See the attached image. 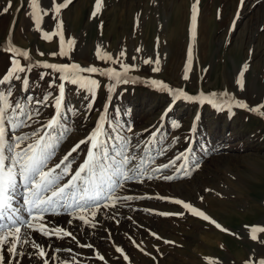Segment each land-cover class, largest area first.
Masks as SVG:
<instances>
[{"label": "rangeland", "instance_id": "1", "mask_svg": "<svg viewBox=\"0 0 264 264\" xmlns=\"http://www.w3.org/2000/svg\"><path fill=\"white\" fill-rule=\"evenodd\" d=\"M194 3L197 21L193 28ZM7 4L8 0H0V8ZM94 4L95 0H71L57 14L52 0H40L37 14L42 15L40 9H45L48 15H42L39 30L29 15L32 11L29 0H12L9 12L0 14V80L11 67L14 53L8 51L10 45L29 52L27 60L15 57L26 68L25 72L16 74L21 79L0 84V92L10 91L9 101L19 102L33 117L28 120L17 110V119L30 126L12 129L6 124V143L14 142L17 135L30 136L56 114L55 98L63 82L65 90L58 124L49 138L55 155L48 167L88 137L104 115L101 139L107 141L108 156L99 165L93 187L103 184L106 192L109 177L127 153L136 157L131 166L148 171L140 179L125 181L115 189V195L144 198L121 199L115 207H104L101 197L97 198L101 204L99 210L89 200L85 212L76 207L63 209L61 205V211L48 210L41 221L46 230L61 227L75 239L63 234L62 238L45 236L24 226L17 245L23 255L10 259L5 245L2 252L7 264H43L44 259L48 264L65 261L70 264H245L264 258V232L255 233V240L251 238L253 227H264V115L238 107L228 96L244 101L251 108L264 105V0H243V3L241 0H103L100 11L93 17ZM177 8L183 12V18L179 33L173 38L169 35L172 29L165 27ZM58 21L63 22V48L68 56L49 55L59 52V35L51 40L43 38L45 31H61L56 27ZM149 26L156 32L149 31ZM69 39L74 44L69 45ZM98 47L100 55L111 53L122 63L134 64L136 67L128 76L139 77L140 81L115 84L99 73H80V77L98 81L93 100L92 93L72 84L71 78L64 81L62 73L37 64V61L77 63L82 67L120 70L119 64L97 57ZM121 51L125 56H119ZM147 58L153 63L159 59V63H152L160 69L158 72L144 69ZM245 64L248 67L241 78L239 73ZM186 66L187 80L183 78ZM24 78L28 80L26 87ZM151 79L182 88L190 95L200 92L227 95L209 97L212 103L174 101L167 91L142 82ZM238 79H242L243 87L237 83ZM113 84L115 87L110 91ZM37 100L42 103L37 104ZM260 111L264 112V107ZM89 147L90 144H82L72 153L69 162L73 171L86 159ZM181 153L184 157L175 164L160 167ZM100 169L107 171L101 174ZM149 175L153 178L149 179ZM164 176L174 178L165 180ZM68 178L65 176L64 181ZM16 184L20 186L22 203L26 187L19 175ZM82 187L84 184L71 190L77 192L78 199ZM176 199L200 208L222 227L218 229L192 215L174 203ZM161 212L183 215H159ZM80 215H85L89 223L80 220ZM152 232L160 238L152 236ZM32 243L41 245L46 257H39ZM85 244L92 247L81 246ZM117 247L128 255L127 261L116 251ZM206 257L212 258L211 261Z\"/></svg>", "mask_w": 264, "mask_h": 264}, {"label": "snow or ice", "instance_id": "2", "mask_svg": "<svg viewBox=\"0 0 264 264\" xmlns=\"http://www.w3.org/2000/svg\"><path fill=\"white\" fill-rule=\"evenodd\" d=\"M40 0H29V7L32 8V11L29 13L31 18L35 22V26L37 30L41 27L42 15H48V11L45 9H40L42 15L37 14V9L39 8ZM71 0H63L62 3H56V0H52V3L55 7V12L59 14L60 10L65 8ZM103 0H95L94 11L92 12V16L95 17L97 13L100 11ZM198 2V0H197ZM243 3V0H241ZM12 7V0H8V4L0 8V14H6L9 12ZM55 19V17H53ZM192 25L193 28L196 25L197 21V6L194 3L192 6ZM62 21H58L56 27L60 28L61 31L57 33L53 32H43V38L45 40H51L52 37L59 35L61 47L59 52L53 51L49 53V55L55 57L59 56H68L69 53L64 51V36L62 32ZM69 45L74 44V40H68ZM8 51L14 53L13 58L11 59V67L8 73L0 80V84H3L11 79H21L17 73H23L26 71L25 67L20 66V60L16 59V56L22 57L24 59H29V52L21 50L18 47L11 46ZM137 52L140 49L136 50ZM41 56L44 53H40ZM97 57L101 60L112 61L113 63H117L120 65V70L114 67L107 68H98L96 66H85L82 67L77 63H48L46 61L40 62L37 61V64H43L44 67L48 69H54L60 73H62L61 79L66 81L69 80L72 84H78L80 88L86 89L88 92L92 93V99H95V88L98 87V81L95 79L80 77V73H99L100 75L107 76L109 79L114 80L115 84H127V83H135L140 81L139 77H128V73L130 70L135 69V65H129L126 63H122L119 57H113L111 53L105 52L104 55H100V49L97 48ZM120 57L125 56V52L121 51L119 54ZM132 59H135L133 57ZM192 59V48L189 45L188 49V61L191 62ZM145 64L153 63L151 58L144 60ZM155 63H159V59L155 61ZM247 64L243 65L239 76L242 78L244 76V71L247 69ZM160 69L157 67H153V72H158ZM188 67L185 68L184 79L187 80L188 77ZM143 83H147L150 86H153L161 91H167L173 96L174 101L179 99H184L187 101H200L204 102V100H208L209 103H212V100H209V97H217L218 95H227V93H208L205 94L203 92L198 93L197 95H190L185 92L182 88H173L169 84L157 80H144ZM54 83V82H53ZM237 83L243 87L242 79H238ZM115 84L110 86V91L114 89ZM23 85L26 87L28 85L27 78H24ZM51 86V85H50ZM65 84L62 82L59 85V95L55 98V105L57 112L54 114L46 124H40L39 128L32 131L31 135H17L14 138V142L6 143V124L10 125L12 129H17L21 126H30L27 125L25 121L18 120V112L20 110L21 113L27 116L28 120H31L32 114L26 112L20 105L19 102H10L9 97L11 96V92L8 91L0 92V264H7L5 261V257L3 255L2 249L5 245H7V252L10 254V259L15 260L16 257L22 256L23 253L18 250L17 245L21 242V231L22 226H26L28 229H32L34 231H39L42 235L51 236L56 235L59 238L63 236L75 237L71 232L66 231L64 228L56 227L51 230H46V225L41 223L44 220V213L47 212L51 208H55L58 204L61 206H66L68 208H72L74 205L76 209L81 212L87 211L88 201L92 200V207L96 210H99L101 204L98 202L97 198H101L105 201L104 207H115L116 202L123 199L127 201H131L133 199H142L144 197H134V196H126L120 197L115 195V189L123 186V183L127 180L132 179H140L147 173V169L141 170L138 167L131 166L135 161L136 157H133L127 153L122 155L120 167L116 168L112 173V176L109 177V184L107 187V191H104L103 184H96L93 187L94 180L96 178V172L99 168V165L104 163V160L107 158L108 153L106 151L107 141L102 140L101 137L104 135L103 122L105 120V116L101 115L99 121L97 123L96 129L84 140H80L74 147L66 153L59 162L52 165V167H48L49 160L52 156L55 155L53 144L50 141V137L52 134V130L58 124V115L59 109L61 108V103L64 97ZM48 99L47 96L44 97L46 101ZM37 104L42 103V101L37 100ZM236 105L240 108H246L253 112H259L261 115H264V112H261V107L264 105H260L257 107L249 108V106L244 101H235ZM91 103L88 105L91 108ZM216 107H220L219 105H215ZM106 110V109H105ZM178 126V125H177ZM130 130V129H129ZM26 141H30L25 144ZM82 144H90V147L87 151L86 159L79 165V167L73 171L71 168V164L69 162V158L73 152H76L77 149ZM7 153H11V155H7ZM184 157V153L178 155L174 160L169 161L168 164L161 165V168H168L171 165L175 164L177 160H180ZM10 161V163H9ZM199 165H196L198 167ZM183 167V165H181ZM159 169H155L154 171H158ZM101 174H104L107 170L100 169ZM188 174V173H186ZM17 175L21 176L25 182V187L29 193H31V199L26 198L25 203L29 204L31 207L29 211L32 212L34 210L35 214L32 216L31 220L28 221H20L15 215V209L11 205V197L10 192L14 189L16 185V177ZM69 177L66 181H64V177ZM114 177H119V179H115ZM149 179L153 177L151 175L148 176ZM174 177L172 176H164L165 180H172ZM61 181H63L61 183ZM87 181V183H85ZM142 182V181H141ZM80 184H84V187L80 188L81 196L79 200L76 199L75 194L72 193L73 188H78ZM43 194V195H42ZM160 199H169L167 197H159ZM201 199H203L201 197ZM71 200L70 203H64L65 201ZM81 201H83L81 203ZM108 201H112L111 204ZM176 204L182 205V207L188 210L192 215L201 217L205 221H209L211 224L215 225L216 228L220 229L222 226L211 216L206 214L203 210L198 207H195L191 203L185 202L183 200L176 199L173 201ZM92 216L94 217L96 212L93 211ZM159 215H183V213H167L161 212ZM79 219L84 221L85 223H89L85 215H80ZM6 221V222H3ZM35 221L36 223H33ZM71 223V221H69ZM94 226V225H93ZM227 231V229H222ZM252 239H257L255 233L264 232V227H253L252 228ZM152 236H157L156 233L152 232ZM24 243H29L28 240H24ZM165 243H174L173 241H164ZM135 244V241H133ZM32 247L38 249L37 255L41 258L46 257L47 253L41 245L32 243ZM82 247L91 248V244L81 245ZM139 247V245H137ZM144 251L143 249H140ZM158 250V249H157ZM70 251V250H69ZM117 252L123 254V258L127 261L129 259L128 255L124 253V250L120 247L116 248ZM149 254L150 253H146ZM98 255L100 260H104L102 255ZM74 259V258H73ZM154 259V257H153ZM206 260L211 261L212 258H205ZM43 264H48V260L44 259ZM64 264H70L69 261H65ZM245 264H264V258L259 259L258 261H246Z\"/></svg>", "mask_w": 264, "mask_h": 264}, {"label": "bare ground", "instance_id": "3", "mask_svg": "<svg viewBox=\"0 0 264 264\" xmlns=\"http://www.w3.org/2000/svg\"><path fill=\"white\" fill-rule=\"evenodd\" d=\"M183 13V12H182ZM182 13H181V11L177 8V9H175L174 10V12H173V14H172V16H171V20L168 22H166V30H168L167 28H170V29H172V31L170 32V36H172L173 38H175L176 37V33L178 34L179 33V30H178V28H179V24H180V21H181V19L183 18L182 17ZM164 28V27H163ZM149 31H152V32H156L155 30L153 31V29H151V27L149 26ZM160 29H162V27L160 28ZM180 29V28H179ZM165 30V29H164ZM158 34V33H157ZM166 34H167V31H165L164 33H163V35H164V37L166 36ZM160 37H161V35H160ZM165 39V38H164ZM148 59V58H147ZM144 63V62H143ZM153 64H155V62L153 63ZM144 69H147V70H150L151 69V71H152V68H153V65H152V63L151 64H145L144 63ZM129 77V76H128ZM76 189H78V188H76ZM73 190H75V188L73 189ZM24 200H23V202L21 203L19 200H20V186H19V184H16L15 185V187H14V189H12L11 190V192H10V197H11V205H12V207L16 210L15 211V213H14V215L20 220V221H28V220H30V218L32 219V216L35 214V212H34V210L32 211V212H30L29 211V208L31 207L29 204H26L25 203V200H26V198H28V199H31L32 197H31V193H29L28 191H27V189L26 190H24ZM77 193V192H76ZM76 193H74L75 195H76ZM76 197V196H75ZM77 200H79L78 198H76ZM66 202L67 201H65V204H66ZM71 202V201H70ZM69 201L67 202V203H70ZM82 203V202H81ZM73 207H75V205L73 206ZM57 210H59V211H61L62 210V208L63 209H66V208H68V207H66V206H62V208H60L59 209V204L55 207ZM52 209L53 208H51V209H49V212L50 211H52ZM64 211V210H63ZM55 212V211H54ZM58 212V211H57ZM3 222H6V221H3ZM34 223V222H33ZM24 229V226H22V230ZM23 232V231H22Z\"/></svg>", "mask_w": 264, "mask_h": 264}, {"label": "water", "instance_id": "4", "mask_svg": "<svg viewBox=\"0 0 264 264\" xmlns=\"http://www.w3.org/2000/svg\"><path fill=\"white\" fill-rule=\"evenodd\" d=\"M9 48V47H8ZM230 98H232L234 101H239L237 98L233 97L232 95H228ZM251 108V107H249Z\"/></svg>", "mask_w": 264, "mask_h": 264}]
</instances>
